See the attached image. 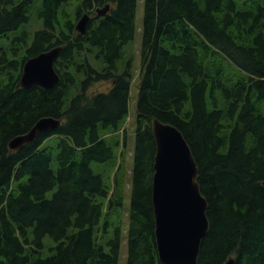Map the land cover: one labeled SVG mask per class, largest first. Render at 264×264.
I'll return each mask as SVG.
<instances>
[{"label":"trees","instance_id":"obj_1","mask_svg":"<svg viewBox=\"0 0 264 264\" xmlns=\"http://www.w3.org/2000/svg\"><path fill=\"white\" fill-rule=\"evenodd\" d=\"M141 1L126 210L120 156L133 73L123 47L138 0H0V37L27 23L32 5L42 21L0 54V264H119L123 245L125 264H161L152 118L182 133L197 165L208 219L197 264H264V0ZM84 13L93 17L82 34L75 23ZM59 45V82L21 88L25 61ZM44 117L61 123L9 148ZM92 163L108 166L109 184Z\"/></svg>","mask_w":264,"mask_h":264},{"label":"water","instance_id":"obj_2","mask_svg":"<svg viewBox=\"0 0 264 264\" xmlns=\"http://www.w3.org/2000/svg\"><path fill=\"white\" fill-rule=\"evenodd\" d=\"M109 5L96 10L105 16ZM90 15L84 14L75 24L85 34ZM63 46H55L25 61L19 85L52 88L59 82L54 64ZM60 119H39L30 131L10 140L9 148L19 149L32 142L38 132L59 126ZM155 139L152 206L155 222L154 236L161 264H197L200 243L208 230L207 202L197 183V165L182 133L174 126L152 118ZM264 188V182H262ZM226 264H233L229 260Z\"/></svg>","mask_w":264,"mask_h":264},{"label":"rangeland","instance_id":"obj_3","mask_svg":"<svg viewBox=\"0 0 264 264\" xmlns=\"http://www.w3.org/2000/svg\"><path fill=\"white\" fill-rule=\"evenodd\" d=\"M41 0H36V2L33 4L34 6H39ZM31 6L30 8L28 7V15H29V20L27 23L23 24L18 31H14L11 33H8L7 36H2L0 37V54L2 52H6L8 55L11 54V48L14 45L15 41V36L19 34L21 30H26L30 33V36H33L34 32L41 29L42 27V21L37 17V11L35 10L34 6ZM142 21H143V3L141 0H138L137 3V10H136V19H135V24H136V30H135V35L133 40H131L129 43H127L123 47V57H129V59L132 62V73H133V78H132V83H131V88H130V100H129V114L126 118V121L124 123V127L127 129V147L123 151V154L120 156L119 155V150H115L116 156H120V160L122 162V167L126 170V182H125V187L128 186V181H129V174L133 165V159L131 157V153L133 152V147H134V138H133V127H134V119H135V99L137 95V82L139 80V69H140V45H141V26H142ZM97 24V21L95 22ZM90 63L96 68V69H101L102 64L99 60L91 57L90 58ZM120 64V63H119ZM5 80V73L0 74V81ZM97 88L101 89L100 86ZM57 142V137L54 136L50 139H48L45 143L44 146L51 145L55 146ZM53 166L57 167L56 165V160L55 157L53 158ZM92 168L97 171H103V179L104 181L109 184L110 180L108 178L109 172L107 171L108 166L104 164H97V163H92ZM126 191V196H125V209L127 210L129 206V196H128V190L129 188L127 187L125 189ZM126 224V220H125ZM126 236H124L125 238ZM44 244H45V251L47 254V248L52 244V240L46 236L44 237ZM125 245L122 246V253L119 259V264H125Z\"/></svg>","mask_w":264,"mask_h":264}]
</instances>
